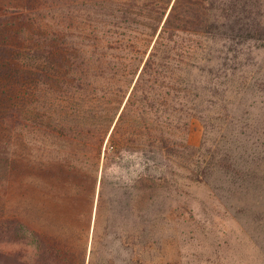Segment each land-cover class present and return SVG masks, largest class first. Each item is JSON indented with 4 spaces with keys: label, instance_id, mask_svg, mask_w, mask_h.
I'll return each instance as SVG.
<instances>
[{
    "label": "rangeland",
    "instance_id": "rangeland-1",
    "mask_svg": "<svg viewBox=\"0 0 264 264\" xmlns=\"http://www.w3.org/2000/svg\"><path fill=\"white\" fill-rule=\"evenodd\" d=\"M4 2L39 9L19 57L67 77L79 97L62 134L49 90L15 106L0 96V247L22 222L81 256L97 243L117 264L134 251L143 264H264V49L188 32L168 40L162 75L137 92L119 146L112 133L161 31L149 17L163 19L174 0ZM47 40L84 57L77 79L70 60L37 47ZM210 48L229 59L237 49L248 66L224 65L197 98L181 89ZM16 105L22 120H11Z\"/></svg>",
    "mask_w": 264,
    "mask_h": 264
},
{
    "label": "trees",
    "instance_id": "trees-1",
    "mask_svg": "<svg viewBox=\"0 0 264 264\" xmlns=\"http://www.w3.org/2000/svg\"><path fill=\"white\" fill-rule=\"evenodd\" d=\"M17 1L25 2V0ZM28 1L30 6H33V1L36 3L39 0ZM20 6L22 9H12L6 5L4 0H0V96L11 106H15L14 104L24 100L42 98L44 95H40V93L49 90L48 94L51 95H48L46 100L56 107H61L62 113H58V118L61 122L64 121L60 125L62 128L60 133L64 134L68 112V110L65 111L66 104L78 99L77 87L70 84L67 77L59 79L56 72L33 68L29 66V63L22 61L21 56L19 57L20 49L24 48L25 44L24 36L26 37L28 32L36 34L34 27L39 23L37 16L39 9L35 7L28 9L25 7L26 5ZM168 9L169 7L163 12V19L162 11L159 12L158 17L153 15L149 17L152 21L158 22L157 32L160 28L161 31L135 84L127 104L128 107L112 133V138L114 141L117 140L119 146L121 143L127 142L123 122L127 111L131 107L139 106L135 105L137 92L141 86H145L149 82L150 78L162 75L163 67L166 65L158 60L157 53L161 47L162 49L167 47L168 40L175 41L180 37V32H188L205 36L212 41L221 40L227 45L229 43L230 45L236 44L235 40L237 39L239 43L251 42L254 43L256 49H264V0H174L169 13H167ZM162 24H164L163 27ZM38 44L37 47L43 48L49 56L48 58L59 56L61 61L64 57L68 61L70 60L69 70L72 72L71 77L68 76L70 79H77L76 76L81 74V67L77 66L80 65V60L84 57L63 49H54V46L50 47L51 42L48 40ZM178 46L180 45L178 44ZM182 50L185 51V47H182ZM230 50L235 53L232 59L223 56L226 53L223 49L217 50V56L211 57L214 48H210L207 50L208 56L205 59H197L191 63V68L197 70L199 75L184 83L185 86L181 90L188 94L196 93L195 96L199 98L206 92L210 84V76L213 73L218 74L220 71H224L226 69L224 65L229 66V62H232L239 64L242 69L246 68L248 63L240 59L237 49ZM243 51L240 48L242 54ZM37 52L40 53L38 50ZM65 53H68V56ZM83 54H86L85 51ZM222 59L225 60L224 63ZM83 66H88L86 61H83ZM37 70L39 71L37 72ZM63 82L65 83L63 84ZM38 91L39 94H37ZM14 109H16L15 114L12 115L11 120H18V118L22 120L23 115L18 114L17 105ZM192 110L197 109L193 108ZM200 112L203 113V111ZM164 133L165 131L162 130L163 138ZM6 235L14 236L17 241L8 242L0 247V264H117V256L108 251H99L97 243L94 244L90 253L87 249L85 255L81 256L75 254L71 247L65 248V240L62 237L57 235L52 238L47 237L43 232L32 229L22 222L17 223L16 228L11 229ZM142 256L143 251H134L132 264H143Z\"/></svg>",
    "mask_w": 264,
    "mask_h": 264
}]
</instances>
